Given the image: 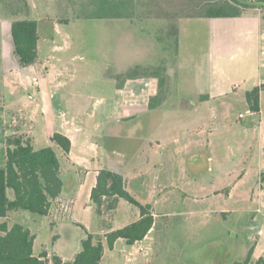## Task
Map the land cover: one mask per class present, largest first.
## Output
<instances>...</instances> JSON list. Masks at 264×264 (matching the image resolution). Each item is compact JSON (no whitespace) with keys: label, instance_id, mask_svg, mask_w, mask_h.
Listing matches in <instances>:
<instances>
[{"label":"rangeland","instance_id":"obj_1","mask_svg":"<svg viewBox=\"0 0 264 264\" xmlns=\"http://www.w3.org/2000/svg\"><path fill=\"white\" fill-rule=\"evenodd\" d=\"M198 2L203 0H0V68L19 64L14 51H7L12 43L11 21L40 17L61 27L62 33L53 30L52 34H56L57 45L67 46L57 53L49 46L43 56L60 58L53 61L63 70L61 79L70 81L74 74L71 84L76 90L92 95L89 100L84 98L86 105L92 107L101 95L115 94L109 78L115 75L117 64L129 66L118 76L120 82L129 73L133 78L152 77L149 72L154 70L159 71L155 78L165 80L160 94L151 97L155 107H150V98L146 111L118 124L120 137L109 143H117L130 155L123 163L131 162L130 167L145 171L146 184H132L130 189L138 201L152 206L158 215L156 226L147 240L128 245L120 239L112 250L106 245L107 232L95 234L105 245L103 264H232L236 257V239L243 236L252 202L202 199L201 184L214 182L216 169L208 172L206 147L185 145L202 136L199 132L204 124H220L221 137L232 140L239 139L232 133L243 131L249 121L253 122L250 128L257 124L238 96L264 79V62L259 56L264 40L250 42L254 37L244 36L243 26L231 18H185ZM14 76L0 71V167L5 165L1 134L10 123L4 118L3 108L8 107L4 102L9 105L11 97L20 92L28 100L26 88ZM215 81L241 83L239 95L216 101L201 98ZM216 113L218 117L212 118ZM223 143L216 147L219 155ZM139 151L150 153V160L131 158ZM247 187L264 191L256 177ZM125 202L126 207L120 205L106 214L96 209L93 230L120 228L133 221L140 210ZM222 208L231 213L226 217L214 213ZM1 222L21 223L34 232L36 256L60 249L55 239L60 228L47 216L21 210L0 218ZM80 232L74 225L72 233L63 231L70 247L77 243Z\"/></svg>","mask_w":264,"mask_h":264},{"label":"crops","instance_id":"obj_2","mask_svg":"<svg viewBox=\"0 0 264 264\" xmlns=\"http://www.w3.org/2000/svg\"><path fill=\"white\" fill-rule=\"evenodd\" d=\"M32 9H35V7L32 6ZM263 15L264 9L250 7L245 8L241 16L231 19L243 26L244 36L248 34L254 37L250 42L255 44L257 39L259 41L264 40ZM35 20L39 24L37 61L29 66H21L16 63L13 66L7 64V66H1L0 68L1 73L3 72L4 75L14 73L15 81L21 83L28 94V100H23L24 94L20 92V95L15 94L11 97L9 105L7 101L4 102L5 106H8L3 108L4 118L10 120V123L7 126L8 128L6 127L7 131L4 130V134H1V143L4 144L5 161L6 139L12 135H21L30 139L35 149L50 145L56 148L62 165L64 190L53 202L48 215L43 216H47L54 227L60 228L55 234L60 249L56 253H51L48 250L43 252H46L50 259L56 254L66 261L71 260L80 251L81 241L87 233L102 234L118 229V227L109 229L98 227L93 230L97 208L92 202L91 194L97 184L101 170L109 169L120 173L124 177L127 190L132 195L130 189L132 184L138 183L141 186L146 184L145 171L130 167L131 162L123 163L130 155L121 150L117 143L110 145L109 143L120 137V126L118 124L139 112L146 111L150 98L158 93L160 87L159 80L154 76L136 78L127 76L123 82H120L117 79L118 76L126 73L129 66L117 64L115 65V75L109 78L113 81L111 85L115 89V94L113 93L111 96L101 95L95 100L96 102L93 103L92 107L89 106V103L86 105L84 98L89 100L92 95L90 93L84 95L76 90L75 86L71 84L74 81V74H72L70 81L61 79L64 77L63 70L59 69L53 61H60V58L52 57L51 54L43 56L44 50L49 46L50 48L52 46V52L54 53L67 47L56 44L55 33H62L61 27L57 23L53 26L47 19H41L40 17ZM53 30L55 31L54 34H52ZM7 51L8 54H12L14 51L13 42L7 45ZM259 56L260 61L264 62V49H262ZM145 73L147 72L142 74ZM65 76L70 75L65 74ZM263 83L264 79L258 85ZM240 89L241 83L239 82L227 85L215 81L210 85L207 92L201 93V98L216 101V99H222L229 95H239ZM248 91H245L244 96H241V98L238 96V100L247 106V112H251L250 115L254 116L253 121L257 120V124H254L253 128H250L253 122L249 121L247 128H244L243 131L232 133L234 136L239 137V139L233 137L235 139L232 140V137H226V139L221 137L224 130L220 124H204L201 131H198L202 136L191 139L185 145L187 148L189 145L206 147L208 149L207 159L210 161L208 172H213L216 169L215 181L210 184H201L199 190L202 193V199H205V201L216 199L219 201L233 200L239 203L242 200L252 202L243 236L240 240L236 239V257L232 264H244L249 252L252 253L248 264H256L259 259H264V191L261 192L259 189L247 187L251 178L256 177L258 183L260 182L264 188V90L260 94V110L258 112L251 111L249 107L246 99ZM31 94L33 95L32 98H30ZM89 108L91 109L89 110ZM241 115L243 114L240 113V117ZM217 117V113L212 116V118ZM207 120L205 119V121ZM224 126L226 127V125ZM55 133H61L71 140L72 147L68 154H65L60 147L53 143L52 137ZM97 134L101 135V138L96 137ZM177 140V138L173 139L174 143ZM221 141L224 142V146L221 145L222 155H219L216 147L220 145ZM176 150L174 149V153ZM136 153L131 158L145 161L150 160L152 156L150 153L145 154L144 151ZM165 154L168 156L171 152L168 151ZM228 161H232V166H228ZM125 203V199L120 198L117 207L120 205L126 207ZM107 212L109 211L103 210L102 213L106 214ZM207 213L210 215L209 212ZM214 213L226 217L231 211L222 208L219 211H214ZM153 214L155 224L143 241L149 238L156 226L158 215L154 211ZM140 216V212L135 213L133 221L126 222L122 227L137 221ZM73 225L81 228L82 232L79 233L77 243L70 247L69 240H66L63 231L70 230L72 233ZM239 231L242 232L243 227H240ZM32 233L37 238V235L34 232Z\"/></svg>","mask_w":264,"mask_h":264},{"label":"trees","instance_id":"obj_3","mask_svg":"<svg viewBox=\"0 0 264 264\" xmlns=\"http://www.w3.org/2000/svg\"><path fill=\"white\" fill-rule=\"evenodd\" d=\"M264 9V0H203L190 9L185 17L233 18L243 14L245 8ZM264 17V15H263ZM35 19H16L11 23V39L14 53L21 66L34 64L38 59L39 29ZM133 73L128 77L133 78ZM158 76L159 71L150 72ZM165 80L159 81V94ZM264 83L246 93L251 111L260 110V94ZM156 96V98L159 96ZM154 98H151L150 107ZM53 143L65 154L71 151V140L55 133ZM6 161L0 167V218L13 211L25 210L39 215H48L53 202L64 190L62 165L54 146L35 149L30 139L21 135L7 137ZM123 198L140 210V218L124 227L110 230L106 234V245L114 249L119 239L128 245L143 241L153 228L155 218L150 204H142L126 188L124 177L115 171H100L91 199L100 213L116 209L118 200ZM36 236L21 223L0 224V264H103L105 245L95 234L87 233L81 241L80 251L71 259L63 260L59 255L50 259L46 252L36 256L34 242ZM251 253L244 264H248ZM256 264H264L261 258Z\"/></svg>","mask_w":264,"mask_h":264},{"label":"built area","instance_id":"obj_4","mask_svg":"<svg viewBox=\"0 0 264 264\" xmlns=\"http://www.w3.org/2000/svg\"><path fill=\"white\" fill-rule=\"evenodd\" d=\"M241 117H242V115H241Z\"/></svg>","mask_w":264,"mask_h":264}]
</instances>
